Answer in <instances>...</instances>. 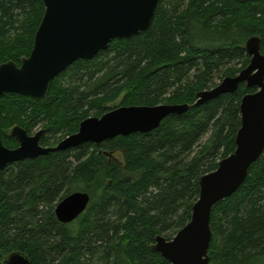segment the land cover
Segmentation results:
<instances>
[{"label":"trees","instance_id":"1","mask_svg":"<svg viewBox=\"0 0 264 264\" xmlns=\"http://www.w3.org/2000/svg\"><path fill=\"white\" fill-rule=\"evenodd\" d=\"M44 0H0V65L19 66L34 48ZM261 39L264 0H161L151 28L117 40L91 60H78L36 101L0 96L4 145L10 133L44 130L41 145L57 147L80 124L118 107L190 106L156 131L84 144L9 166L0 172V264L14 253L32 264H170L153 247L192 218L200 180L235 153L241 102L234 94L195 106L197 95L235 77L250 64L246 44ZM75 192L91 201L71 224L56 217ZM210 264H264V154L246 182L215 205Z\"/></svg>","mask_w":264,"mask_h":264},{"label":"water","instance_id":"2","mask_svg":"<svg viewBox=\"0 0 264 264\" xmlns=\"http://www.w3.org/2000/svg\"><path fill=\"white\" fill-rule=\"evenodd\" d=\"M161 0H44L46 12L35 36L34 48L21 65L10 61L0 65V96L19 94L36 101L45 100L53 81L78 60H91L108 50L117 40L131 39L148 31ZM250 64L235 77H227L215 88L197 95L195 106L224 94H234L245 84L257 92L241 102V128L234 154L222 160L215 172L200 180V197L193 207L191 221L173 240L158 237L153 247L170 264H210L213 238L211 216L219 202L230 198L246 182L250 167L264 154V55L261 39L252 37L246 44ZM190 109L187 104L115 107L102 117H91L79 131L57 147H43L44 130L29 135L17 126L10 135L19 146L6 147L0 133V172L18 162L35 159L58 150L84 144L101 145L118 137L156 131L171 115ZM91 197L75 192L56 208L62 224H71L83 215ZM3 264H32L22 252L8 255Z\"/></svg>","mask_w":264,"mask_h":264},{"label":"rangeland","instance_id":"3","mask_svg":"<svg viewBox=\"0 0 264 264\" xmlns=\"http://www.w3.org/2000/svg\"><path fill=\"white\" fill-rule=\"evenodd\" d=\"M119 105H120V101H118L117 104L113 105L112 107H113V109H114L115 107H118ZM35 133H36V132H34L33 134H35ZM33 134H32V135H33Z\"/></svg>","mask_w":264,"mask_h":264},{"label":"flooded vegetation","instance_id":"4","mask_svg":"<svg viewBox=\"0 0 264 264\" xmlns=\"http://www.w3.org/2000/svg\"><path fill=\"white\" fill-rule=\"evenodd\" d=\"M36 133H37V132H36ZM36 133H35V134H36ZM33 135H34V134H33ZM41 140H42V139H41ZM40 143H41V142H40Z\"/></svg>","mask_w":264,"mask_h":264}]
</instances>
